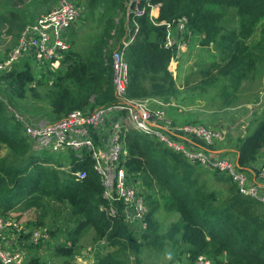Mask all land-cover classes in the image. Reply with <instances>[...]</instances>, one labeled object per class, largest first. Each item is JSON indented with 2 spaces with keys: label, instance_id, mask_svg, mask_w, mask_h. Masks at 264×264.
I'll use <instances>...</instances> for the list:
<instances>
[{
  "label": "trees",
  "instance_id": "obj_1",
  "mask_svg": "<svg viewBox=\"0 0 264 264\" xmlns=\"http://www.w3.org/2000/svg\"><path fill=\"white\" fill-rule=\"evenodd\" d=\"M111 1L108 11L113 8V15L107 18L106 27L88 55L83 58L70 50L59 70L45 72L52 81L43 97L55 120L74 110H92L116 102L111 81V54L129 34L133 41L124 51L128 66L126 96L163 99L173 94L175 81L168 66L174 50L163 48L162 42L166 36L165 24L174 26L182 18L187 21L186 41L196 35L200 37V46L215 45L228 52L222 75L234 91L248 74L254 73L257 60L264 57V0H143L141 6L145 7V12L140 16L128 13L126 0ZM148 5L158 10L156 17L150 15ZM9 15L11 20L19 22L16 12L9 11ZM119 15L122 19L115 21ZM229 15L237 19L236 29L221 26ZM24 28L19 24L20 32ZM256 30L260 33L259 40L247 47L243 41ZM45 73L41 75L46 76ZM35 79L26 62L20 68L14 66L10 71L0 73V85L5 87L8 99L16 108ZM5 101L12 106L11 102ZM6 102L0 99V145L6 149V154L0 157V215L7 216L14 209L35 208L41 209L44 217L48 204L66 207L64 216L62 211L58 212L62 221H70L76 226L67 240L53 247L56 257L75 258L79 253L80 233L91 228L95 242L103 240L108 247L117 249L98 258V264L126 263L128 253L137 261L141 249L149 245L156 251H163L168 246L180 249L192 264L200 255L214 263L264 264V206L240 195L229 177L212 173L227 185V196L221 199L216 191L208 190L203 182H199L198 174L204 168L190 164L182 154L151 137L136 132L127 134L123 167L130 182L142 189L148 209L145 216L147 229L136 235L124 224L120 203L113 206L114 215L102 210L108 207V202L90 162L71 154L68 159L70 170L64 172L61 167L67 163L50 159L44 155L48 153L46 151H33ZM263 148L264 119L242 139L237 165L247 170ZM79 170H84L86 177L78 181L74 173ZM161 207L179 215L163 234L159 233L155 220ZM38 223L44 225L41 221ZM64 229L63 226L57 231L48 230L50 247L51 241ZM119 252L123 258L117 260ZM30 264L49 263L33 258Z\"/></svg>",
  "mask_w": 264,
  "mask_h": 264
},
{
  "label": "built area",
  "instance_id": "obj_2",
  "mask_svg": "<svg viewBox=\"0 0 264 264\" xmlns=\"http://www.w3.org/2000/svg\"><path fill=\"white\" fill-rule=\"evenodd\" d=\"M126 1L129 14L140 16L145 12V7L141 6L143 0ZM147 7L151 15L155 6ZM79 19L80 10L71 0H55L51 9L25 26L15 46L1 58L0 73L10 71L22 58L36 63L46 62L51 65L49 68H57L58 61L68 51L69 39ZM186 23V19L182 18L174 26L165 24L167 29L162 47L174 50L169 66L176 65L178 57L187 51ZM132 41L133 37L129 34L111 54V81L116 97V102L111 105L86 111L74 110L58 120L33 123L32 119L17 113L0 97L21 125L32 150L51 154L71 153L78 158H86L104 189L103 197L108 207L102 210L110 216L114 215L116 210L113 206L120 203L123 222L136 235L147 229L145 216L148 209L142 189L130 182L123 167L126 158L124 138L132 132L157 139L173 152L182 154L190 164L229 177L240 195L264 206V163L249 174L231 158L210 154V148L225 140L223 129L196 122L174 123L157 100L126 96L128 66L124 51ZM38 67L41 69V66ZM260 92L261 101L255 105L257 108L264 103V87ZM190 140L198 141L201 146L193 145ZM74 176L79 181L86 177V172L79 170ZM19 221L0 216V264H30L50 240L46 233L25 228ZM31 248L35 254L30 252ZM193 264L226 263H214L200 255Z\"/></svg>",
  "mask_w": 264,
  "mask_h": 264
},
{
  "label": "rangeland",
  "instance_id": "obj_3",
  "mask_svg": "<svg viewBox=\"0 0 264 264\" xmlns=\"http://www.w3.org/2000/svg\"><path fill=\"white\" fill-rule=\"evenodd\" d=\"M54 3L55 0H0V60L15 46L14 43L22 32L18 29L19 24L24 26L31 25L34 17L44 15L49 10L50 5H54ZM71 3L80 10V19L75 30L77 32L75 35L77 37L80 36L78 41L72 42V45L68 44V51L58 61L57 68H49L51 65L46 62H30V67L36 79L35 83L33 82L26 88V96L22 100V103L25 105L26 117L29 115L27 118H31L34 121L33 123L55 120L51 113H49L48 103L43 97L44 92L50 86L47 73L45 72L47 70H59L62 61L70 51V47L71 50L77 49V51L73 52L85 58L93 43L106 27L107 18L113 15V8L108 11L109 7L112 6L111 0H71ZM9 11L18 14L17 18L19 22L10 19ZM115 18V21L121 20L122 15ZM221 26L225 29H236L237 19L233 15H229L221 22ZM259 34V31L256 30L243 43L247 47H252L259 40ZM199 40V36L191 37L188 41L185 54H181L178 57L176 65L168 66L175 81V91L173 94L163 97V99L157 97L151 98L162 103V108L167 111L174 123L197 122L210 127H222L221 129L225 131L236 125L235 128L240 134L244 133L247 128V131H249L248 135H250V132L264 119V106L258 111L256 109L257 106H255L257 103L260 104L261 101L260 91L263 88L264 57L257 60L254 73L248 74L239 88L234 91L230 88L229 81L222 75V68L225 66L229 56L228 52H223L220 47L215 45H210L209 47L199 46ZM73 43L78 44L73 48ZM25 62L27 63L29 60L22 58L13 67L20 68ZM38 63L41 64L39 65ZM38 66H41L40 70H38ZM41 71L46 76L41 75ZM40 76L44 77L41 78ZM0 94L8 102H11L5 93V87L1 85ZM11 104L16 108L12 102ZM22 107L24 106H20V108ZM18 110L17 107L15 111L20 113ZM20 114L25 116L23 113ZM5 154V147L0 145V157H3ZM44 155L53 160L58 159L63 164L67 163L66 165H62L61 170L69 172L68 159H70L71 153L51 154L48 152ZM199 170L201 169L199 168ZM212 173L213 171L211 170L202 169L198 174L199 182H203L208 190L216 191L221 199L226 198L227 185L217 179L216 175ZM18 210L21 209H14L9 215L0 216L8 218L10 221L18 219L25 228L39 229L49 235V238V229L57 231L63 226L65 228L63 233H59L51 241V247L47 243L42 252L37 253L38 256L35 255L34 258H39L40 261H45L49 264H98V258L109 255L117 250L108 247L103 240H96L95 242L93 230L87 228L79 235V253L75 258L64 260L56 257L53 247L67 240L69 233L76 226L75 223L70 221L66 223L62 221L63 217L58 212L62 211L64 216L67 213L66 207L48 204L44 217L41 215V209ZM18 216L19 218H17ZM178 219L179 215L177 213L167 212L161 207L155 215L159 233H165ZM38 221L43 222L44 225H40ZM103 244L104 246H102ZM89 248L92 250H89ZM95 251L98 253L94 254ZM30 252L34 253L35 251L31 248ZM88 253L90 254L86 255ZM122 256L123 254L119 252L116 255V259H122ZM126 256V263L123 264H192L187 260L186 255L180 253V249H172L170 246L166 247L163 251H156L152 245L144 246L141 249V253L137 256V261H135L136 257L131 253H128Z\"/></svg>",
  "mask_w": 264,
  "mask_h": 264
},
{
  "label": "crops",
  "instance_id": "obj_4",
  "mask_svg": "<svg viewBox=\"0 0 264 264\" xmlns=\"http://www.w3.org/2000/svg\"><path fill=\"white\" fill-rule=\"evenodd\" d=\"M53 7V4L50 5V8L48 9H51ZM158 15V10L156 8H154L151 12V16L153 17H156ZM40 16L38 17H34L33 18V22L36 21L37 18H39ZM27 26V25H26ZM77 32H74V34L72 36H74ZM20 36V35H19ZM18 36V38H19ZM72 36L70 37L69 39V42L71 45H72V42H76L78 41L79 37H77V35H75L73 38ZM194 35H192L191 37H193ZM196 37V35L194 36ZM198 37V36H197ZM18 40V39H17ZM17 42V41H16ZM16 42L14 44H16ZM13 44V45H14ZM78 43H73V48L75 47V45H77ZM200 46V45H199ZM70 50H71V47H70ZM77 51V49H72L71 51ZM27 59V58H26ZM29 60V65H30V62H33L32 59H27ZM31 66V65H30ZM38 70H40V67H38ZM42 74V71L40 72ZM48 80H49V83H51L52 81V78L48 77ZM262 87H264V79L262 80ZM20 106H24L22 108H20ZM49 106V105H48ZM264 106V103L259 107L257 108V111L260 110L262 107ZM18 111L20 113H23L25 115V112H26V109H25V105L22 103V100H19L18 102ZM49 113H51V109L49 107ZM26 116V115H25ZM29 116V115H28ZM27 116V117H28ZM31 119V118H30ZM251 119V118H250ZM249 119V120H250ZM248 120V121H249ZM176 122V121H175ZM178 123V122H177ZM197 123V122H196ZM203 124V123H201ZM203 125H206V124H203ZM208 126V125H206ZM236 125H233L228 131H225L224 129V132H225V140L221 143H217L215 146H213L212 148L209 149V152L211 155L215 156V157H229L231 158L232 160H234L236 163H237V158H238V148L240 146V143L242 142V139L245 137V136H248V132L247 131L248 129L246 128V131L242 134H240L238 132V130H236ZM222 128V127H220ZM256 128V127H255ZM251 130V129H250ZM254 131V129L252 130ZM252 131L250 133H252ZM189 143V142H188ZM190 143H192L193 145L195 146H201V144L196 141V140H190ZM264 163V148L260 151L259 155H258V158L256 160L255 163H253L250 167L247 168V173L249 174H253L254 171L257 170V168H259L262 164ZM9 215V214H8ZM19 218V216H18ZM99 244V243H98ZM104 246V244L102 245ZM89 250H92L91 248H89ZM98 251V250H97ZM97 251L94 252V254L98 253ZM104 252H106V250H104ZM103 252V253H104ZM90 253L86 254V255H89ZM92 254V252H91ZM95 256V255H94Z\"/></svg>",
  "mask_w": 264,
  "mask_h": 264
}]
</instances>
